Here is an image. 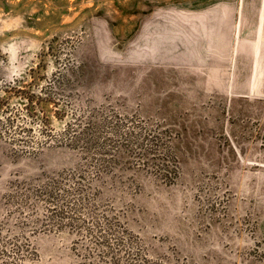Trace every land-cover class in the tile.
Masks as SVG:
<instances>
[{
  "label": "rangeland",
  "instance_id": "374dc122",
  "mask_svg": "<svg viewBox=\"0 0 264 264\" xmlns=\"http://www.w3.org/2000/svg\"><path fill=\"white\" fill-rule=\"evenodd\" d=\"M263 17L264 0H0V98L23 105L6 85L61 73L57 91L74 106L171 138L174 183L124 164L96 185L100 209L154 264H264ZM44 109L62 132L73 111L59 120ZM22 148L0 140V233H26L25 264H77L74 234L30 235L8 197L79 170L82 153Z\"/></svg>",
  "mask_w": 264,
  "mask_h": 264
},
{
  "label": "trees",
  "instance_id": "16d2710c",
  "mask_svg": "<svg viewBox=\"0 0 264 264\" xmlns=\"http://www.w3.org/2000/svg\"><path fill=\"white\" fill-rule=\"evenodd\" d=\"M32 80H15L4 92L24 104L12 106L0 98V140L22 146L32 153L38 148L66 145L83 156L79 170L59 175L46 182L18 188L8 197L30 235L38 232L69 230L77 264H154L143 240L118 218L101 210L96 202L97 182L124 164L172 184L179 175L170 139L142 121L113 111L74 106L61 88V73L45 79L32 70ZM66 101V102H61ZM64 108L61 109L60 105ZM52 106L59 120L68 117L65 129L56 133L44 106ZM42 134L34 137V128ZM32 255L30 238L22 233H0V264H25Z\"/></svg>",
  "mask_w": 264,
  "mask_h": 264
},
{
  "label": "crops",
  "instance_id": "0c3cea01",
  "mask_svg": "<svg viewBox=\"0 0 264 264\" xmlns=\"http://www.w3.org/2000/svg\"><path fill=\"white\" fill-rule=\"evenodd\" d=\"M263 18H264V17H263ZM263 24H264V23H263ZM258 41H259V42L262 41V43H264V35H263V38H262L261 40H258ZM256 71H257L256 74H258V76L261 75V76L264 77V66L261 67V69L258 68ZM263 79H264V78H263Z\"/></svg>",
  "mask_w": 264,
  "mask_h": 264
}]
</instances>
